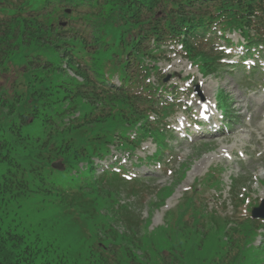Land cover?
<instances>
[{
    "label": "trees",
    "instance_id": "1",
    "mask_svg": "<svg viewBox=\"0 0 264 264\" xmlns=\"http://www.w3.org/2000/svg\"><path fill=\"white\" fill-rule=\"evenodd\" d=\"M229 30L264 44V0H0V81L11 64L21 70L11 92L0 85V210L4 201L31 195L79 202L83 188L68 173L52 170L51 163L62 160L75 169L95 150L106 153L112 131L140 122L141 130L151 134L146 111L152 108L153 87L147 79L158 73L154 64L164 55L163 47L179 45L188 59L198 60L202 72L214 74L217 56L206 36L215 39L220 31L223 37ZM60 63L81 81L63 76ZM116 73L121 85H106L105 75ZM97 126L107 129L89 137L88 128ZM77 132L85 140H78ZM126 184L103 174L85 193L89 200L77 207L101 200L113 212L110 220L120 219L136 234L137 210L121 199L134 194L136 185ZM188 209L174 211L182 210L183 216ZM97 227L98 241L90 248L94 263L118 264V230L105 218ZM26 251L15 234H0V264H25ZM59 263L77 264L70 259Z\"/></svg>",
    "mask_w": 264,
    "mask_h": 264
},
{
    "label": "rangeland",
    "instance_id": "2",
    "mask_svg": "<svg viewBox=\"0 0 264 264\" xmlns=\"http://www.w3.org/2000/svg\"><path fill=\"white\" fill-rule=\"evenodd\" d=\"M225 33L231 39L232 46L245 44L237 32L229 30ZM216 45L220 48L224 46L223 43ZM217 46L216 49L219 48ZM163 48L167 51L156 62L159 71L150 76L149 80L154 87L164 85L157 94L158 100L175 89L178 92L182 90V94L177 95L179 112L169 119L170 129H178L180 124L177 126L176 120L187 114L184 113L183 106H192L189 113L195 107L191 102L199 99L198 102L201 103V98H207L208 105L216 101L217 97L220 100L227 99L231 110L238 114V122L233 120L229 129L221 126L218 132H223L222 135L214 139H211L210 134V138H202L211 126H208L209 130L203 128L202 131L191 128L189 134L192 141L183 136L180 139L175 134V141L169 138V150L164 153L165 158H162L160 166L157 162L136 165L138 159L150 156L155 151L156 147L151 141L132 150L120 142L122 138L114 140V145L109 147V153L104 156L107 158L102 161L103 164L111 159L110 164L123 167L132 176L146 178L148 182L147 191L141 194L140 208L135 207L136 198L121 196V199L130 202L132 208L138 209L141 224L133 229L136 234L128 232L119 221L110 220L112 210L101 200H98V205L83 210L78 209L77 205L86 203L82 201H87L88 197L79 202H61L56 197L31 195L4 201L5 209L0 210V234L9 232L19 238L27 249L23 259L25 264L26 261L28 264H60L66 259L75 260L77 264H95V253H90V248L98 241L97 224L102 218L118 230L114 239L118 264H264V252L252 247L247 234L248 227L229 228L218 224L209 226L182 216V210L174 211L183 195L190 193L191 188L204 177L210 167L222 170L219 172L220 176H216L222 180L225 211L228 215L233 213L235 220L241 221L247 217L245 208L264 199V88L257 86L260 83L257 75L249 76L252 81L246 84L248 65H240L242 60H254L255 55L241 56V49L234 48L229 59L236 62L239 60L237 66H243L241 69H236L233 65L224 66L218 74L203 77L197 69L198 60H187L179 47ZM55 63L59 64V61L56 59ZM20 71L17 65L11 64L0 85L11 92L13 79L19 80ZM59 71L63 76L81 81L64 64L60 65ZM165 78H168L167 82H160ZM253 80H256L255 87ZM195 86H198V93L194 92ZM211 112L214 113V110ZM195 115L189 118L195 119ZM215 116L220 120L218 113ZM221 121L224 123V119ZM97 129L107 128H88L87 135L94 137L90 135ZM117 133L131 135L129 132ZM75 137L78 140L86 138L81 132H77ZM230 150L234 155L230 154ZM98 152L95 150L89 160L99 162L96 160ZM30 156L23 157V160L26 162ZM122 160L125 164L119 166L118 162ZM86 162L88 161L83 160L80 164L84 167ZM233 180L240 181L237 192L240 196H246L245 202H248L246 206L236 209L232 208L229 201ZM85 181L90 184L89 179L86 178ZM160 187L164 189L155 196V191ZM200 200L215 210L220 207L219 197L208 188L202 193ZM119 237H124L125 240L120 241ZM259 241L260 238H256L253 245L258 246ZM105 244L107 247L108 242Z\"/></svg>",
    "mask_w": 264,
    "mask_h": 264
},
{
    "label": "water",
    "instance_id": "3",
    "mask_svg": "<svg viewBox=\"0 0 264 264\" xmlns=\"http://www.w3.org/2000/svg\"><path fill=\"white\" fill-rule=\"evenodd\" d=\"M54 168L61 169L58 165H54ZM254 217L264 219V203L261 205L258 211L254 212Z\"/></svg>",
    "mask_w": 264,
    "mask_h": 264
},
{
    "label": "bare ground",
    "instance_id": "4",
    "mask_svg": "<svg viewBox=\"0 0 264 264\" xmlns=\"http://www.w3.org/2000/svg\"><path fill=\"white\" fill-rule=\"evenodd\" d=\"M198 101H199V99H198ZM204 111H205L206 114L209 113L208 109H204Z\"/></svg>",
    "mask_w": 264,
    "mask_h": 264
}]
</instances>
